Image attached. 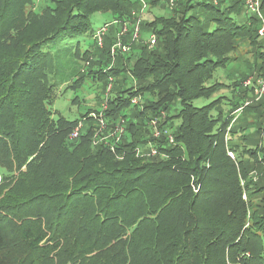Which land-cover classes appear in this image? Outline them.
I'll list each match as a JSON object with an SVG mask.
<instances>
[{"label": "trees", "instance_id": "trees-1", "mask_svg": "<svg viewBox=\"0 0 264 264\" xmlns=\"http://www.w3.org/2000/svg\"><path fill=\"white\" fill-rule=\"evenodd\" d=\"M145 1L159 0H0V264H264V94L254 100L242 86L264 76L258 21L241 0H173L170 17L143 23ZM101 8L116 32L104 37L98 69L77 74L73 62L93 53L69 40L87 34L97 45L90 17ZM191 8L202 13L188 16ZM122 19L138 20V41L126 34L130 53L109 68ZM141 25L153 36L149 49ZM56 40L64 44L52 50ZM246 41L249 74L216 84L215 71ZM74 76L67 88L91 77L104 91L114 79L103 117L106 128L123 119L126 131L114 151L101 135L94 144L90 111L52 118L57 81ZM221 86L229 95L213 96ZM198 98L208 103L196 107ZM157 118L154 138L149 121ZM254 131L260 141L252 145ZM145 143L155 154L139 157ZM145 230L153 245L127 243L126 232Z\"/></svg>", "mask_w": 264, "mask_h": 264}, {"label": "rangeland", "instance_id": "rangeland-1", "mask_svg": "<svg viewBox=\"0 0 264 264\" xmlns=\"http://www.w3.org/2000/svg\"><path fill=\"white\" fill-rule=\"evenodd\" d=\"M196 1H201V0H195V2ZM232 1L233 0H227L225 5H228ZM195 2H192V3H195ZM39 4H41V3H39ZM144 4L146 5V8L141 10V14H140V12L137 14V17H139V19L143 23L151 22L154 17L163 16L165 18H168V17H170V12H172V10L174 9L173 6L170 5L169 0H159L158 3H156L154 5H152L150 3V1H145ZM141 7H142V3L140 2V3H138V8L141 9ZM243 9H244V6H243ZM198 11H199L198 9L191 8L186 13L188 16L192 15V14L200 15L202 12L201 11L198 12ZM244 12H245V9H244ZM233 17L236 18L237 20L241 21V22L245 21L244 16L240 13L234 14ZM137 19L134 22L130 19L118 20L120 23H121V21L127 22L128 24H130V22H132L130 24L129 28L128 29L126 28V33L124 30V33H125L124 36H126V34H127L126 38H128L130 40L134 39L135 42L138 41V38H135L136 37L135 32H136V28L138 26V20ZM112 21H113V16L108 12V10L105 11L102 8L97 13H94L90 17V30L95 31L96 29L101 28L103 26H104L103 28H105V31L102 34V44L101 45H99V44L95 45L94 40H92L91 38L85 39L87 34L69 40V42L72 45L78 44L80 52L85 50V49H88L89 51H91L93 53L92 55L87 56L85 58V60H83V61L78 59V60H75L73 62L74 63V69H77V71H76L77 74L79 72L83 74V73H87L89 70L94 71V70L98 69V66H97L98 61H97L96 57H98V58H99V56L101 57V54H100L101 52H99V50L103 48L104 37L106 34L110 33L109 35H111V34L116 32V31H114L115 25H110V22H112ZM119 25L121 26V24H119ZM119 25H118V27H119ZM129 29L131 30L130 32L133 31L132 36L130 35V33L127 32ZM140 31H141V38L140 39H144L146 41V43H148V39H151V37H149V35H148L149 30L148 29L146 30L145 26L141 25ZM88 33H89V31H88ZM91 36L93 38V35H91ZM63 44L64 43H61L60 40H58V41L56 40L52 43L51 49L54 50L56 47L62 46ZM69 46H68V48L72 49L71 45H69ZM129 47H131V46H129ZM261 47H262V45H261ZM43 48H46V46H43ZM97 48H98V51H97ZM147 48L149 49V46H147ZM133 49H135V47L134 48L132 47V50ZM251 49L252 48L248 44L247 41L241 43V46L238 48V50L232 54V56L237 57V59L235 58L236 60L232 61V63L227 65L225 68H219L218 70L215 71L214 79H217V82H218L216 84L224 85L225 83L227 84L229 82H233V80L241 79L245 74H249V72H250L249 64H247L245 62V60L246 59L247 60L252 59L251 58L252 54L250 53ZM260 50H261V48H260ZM129 51H130V49H129ZM261 52H262V50H261ZM94 53H96V55H94ZM124 53H126V52H124ZM62 58H63V61L66 62L67 54L65 52H63ZM116 58L117 57H113L110 53L109 54V61L107 62L106 65H108L109 68H112L113 66H115V64H116L115 59ZM102 59H105V58H102ZM106 65L104 64L103 66H106ZM74 78H76V77L74 76V77L70 78V80H68L67 82H63V83L62 82L60 83L59 81H57L56 89L54 90L55 100H54L53 105L51 107L52 112H53L52 118L55 120L59 116H61V117L66 118L67 120L73 121L75 119H79L81 117V115L85 114L87 111H90L91 113L97 114V112L101 111V109L104 106L105 101L108 100L107 98H109V96H110V92L112 91V87H113L112 84L114 82V79L108 78L109 82L106 85V89L103 91L101 83H97L98 80L91 78V77L86 78L76 88H71V87L67 88L68 86H70L73 83ZM250 78H252L254 80V76L250 75L245 79L242 86H244V83ZM257 80H259V79H257ZM260 83H262V86H263L264 82H260ZM221 87H222V89L217 90V92L213 96L229 95L228 86H225V87L221 86ZM65 88H67V89H65ZM259 88L260 87H257L256 93L253 92V98L254 97L256 98V96L257 97L259 96L258 93H260L262 91V90L259 91ZM206 103H208V100H206L204 98H198V99L193 101V105L196 107H201V106L205 105ZM248 119H251V118L248 117ZM174 124L176 125V122H174ZM96 126H97V124H96ZM92 131L97 136L101 135L102 137H104L105 135H107L108 137H110L112 139L111 134H108L106 132H105V134L101 133L103 130H99L98 128H92ZM249 135L251 136L247 140V142L249 144L254 145V143H258V141H260V135L258 133H256L255 131H254V133L251 132ZM247 142H244V145L247 146L246 148H251L252 146H250ZM262 142H264V140ZM148 151H149V148L148 147L146 148L145 144H142V147H140V151L138 153V156L143 157V158L148 157L149 156ZM146 155H148V156H146ZM257 173L259 174L258 171L252 172V175H254V178L257 177V176H255V174H257ZM0 175H1V173H0ZM243 198H245V196H243ZM165 231H169V230H165ZM144 232L145 233L141 234L140 237H135V233H127L126 232L125 236H126V238H128L127 243L130 245L132 242L137 240V242H140V241L143 242L144 241L146 243V245H149V244L153 245L154 233L150 232V230H145ZM167 236H168L167 237L168 239H172L174 237L173 235H167ZM154 244L156 246H159L158 248L164 247V244L161 243L160 239H156L154 241ZM124 247H125V244H124ZM126 254H127V251H126ZM137 256L138 255L134 254V258H136ZM148 259H149V256H148L147 260ZM113 263L114 264H138V261L137 262H131L130 258H128V259L123 258V259H118Z\"/></svg>", "mask_w": 264, "mask_h": 264}, {"label": "built area", "instance_id": "built-area-1", "mask_svg": "<svg viewBox=\"0 0 264 264\" xmlns=\"http://www.w3.org/2000/svg\"><path fill=\"white\" fill-rule=\"evenodd\" d=\"M170 5H172L173 0H169ZM244 9H245V14L247 16H250L252 18H256L258 21V29H257V35H258V39L261 42V50H262V54L264 57V15L262 14L261 11V0H241ZM146 8V5H143V9ZM130 26V24H128L127 22H123L121 24V26L119 27V31L116 33V38H115V42L112 44L111 48H110V53L113 57H115L116 55L120 54V53H124V52H128L130 47L128 44H125L123 42V37L124 34L126 33V28L128 29ZM104 27V26H103ZM101 27L100 29H98L94 35V39L96 41L97 44L101 45L102 44V34L105 31V28ZM125 30V33H124ZM128 32V31H127ZM138 26L136 28V32L135 35L137 38L138 36ZM150 45L149 47L154 43V40L152 39L153 36H150ZM112 79V78H111ZM259 79V80H257ZM260 82H264V76L263 77H258V78H254V80L252 78L248 79L245 83L244 86L248 87V88H252L253 92L256 93L257 87L259 88V91L262 90L260 93H258V97L256 96V98L254 97V100H258L260 99V97L264 94V83L262 86V83ZM138 96L134 97L132 99V103L133 104H138ZM249 102H245L244 106L247 105ZM107 108V100L104 103L103 108L101 109V111L97 112V114L95 113H89V117L92 118V120L95 121V125L97 124V128L99 130H103L101 133H108L112 135V139L110 137H108L107 135H105L104 137H101L100 139L104 142H106V140L108 141V139L113 140L114 142H112L111 144L109 143H105L107 146H109L110 150L114 151V143L116 144L118 141H120V139L125 136V127H124V120L121 119L120 123L116 124L114 127H108L106 128V122L104 120L103 117V111ZM242 108H239L236 111V114H239V112L241 111ZM157 119H151L149 121V126L151 128L152 131V136L154 138L159 137V134L161 133V130L158 128V122ZM86 121V118H83L82 120H80L77 125L74 127L73 131L69 134L68 138L70 140H75L76 138H78L81 130L84 128L83 126V122ZM98 136L95 134L94 137V144H96V140H97ZM228 139V138H227ZM169 142L172 143L173 142V138L170 137L169 138ZM146 146V143H145ZM140 147H142V144L137 146L135 148V153L138 155L139 151H140ZM148 147V146H146ZM149 148V155H154L155 154V149L152 147H148ZM228 155L233 158V154L232 152H228Z\"/></svg>", "mask_w": 264, "mask_h": 264}]
</instances>
